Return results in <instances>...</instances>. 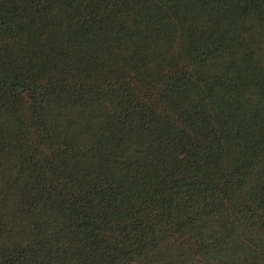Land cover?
Segmentation results:
<instances>
[{
	"label": "trees",
	"instance_id": "1",
	"mask_svg": "<svg viewBox=\"0 0 264 264\" xmlns=\"http://www.w3.org/2000/svg\"><path fill=\"white\" fill-rule=\"evenodd\" d=\"M0 264H264V0H0Z\"/></svg>",
	"mask_w": 264,
	"mask_h": 264
}]
</instances>
